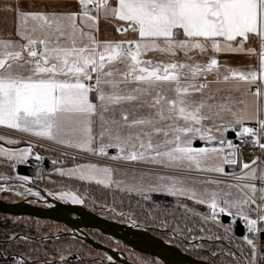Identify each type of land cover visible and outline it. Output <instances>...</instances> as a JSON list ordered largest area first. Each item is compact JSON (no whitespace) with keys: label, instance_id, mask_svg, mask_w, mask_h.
I'll return each mask as SVG.
<instances>
[{"label":"snow or ice","instance_id":"snow-or-ice-1","mask_svg":"<svg viewBox=\"0 0 264 264\" xmlns=\"http://www.w3.org/2000/svg\"><path fill=\"white\" fill-rule=\"evenodd\" d=\"M48 5L3 9L14 15L16 27L15 38L0 35V125L102 156L116 149L112 160L176 170L179 174L157 176L160 183L149 189L208 203L212 220L219 209L247 221L249 233L264 231L257 228L264 222V161L242 163L235 183L220 187L223 181L197 174H226L216 163L224 148L193 147L197 138L215 139L206 122L229 114L235 124L246 119L258 124L237 135L256 137L252 143L264 150V0H48ZM102 21L136 38L102 39ZM253 38L258 52L246 47ZM229 53L258 55V71L222 63L218 56ZM227 147L232 151L224 163L237 164V145L229 140ZM30 154V148L4 151L20 162ZM113 171L82 164L61 175L79 173L81 180L103 184L112 182ZM149 175L134 171L132 178L141 183L130 190H141ZM198 185L220 190L205 187L198 193ZM71 200L82 202L75 195ZM253 210L257 219L248 214ZM244 240L255 264L256 243Z\"/></svg>","mask_w":264,"mask_h":264},{"label":"rangeland","instance_id":"rangeland-1","mask_svg":"<svg viewBox=\"0 0 264 264\" xmlns=\"http://www.w3.org/2000/svg\"><path fill=\"white\" fill-rule=\"evenodd\" d=\"M258 51L259 49H257ZM149 58L161 59L158 53H150ZM200 59L203 60L204 58L201 57ZM220 60L222 63L226 62L227 65H232L242 71H258L259 69L258 55L226 54ZM249 99L251 100V97ZM249 116H251V110H249ZM253 123L256 122L246 119L241 125L242 128L252 127ZM237 125L229 114H224L222 119L217 118L214 122H206L205 128H211L210 134L215 137L211 142H220L223 139L226 141L225 144L196 146L197 141L209 142L197 138L193 141V147H223L224 151L216 163H219L226 171L228 163H224V158L227 156V152L231 150L227 147V141L230 140L227 134L229 130H234ZM262 140L264 142V137ZM40 143L19 144L18 142L14 143L13 139L0 137V198L7 201L24 200L41 205L49 199L72 202L71 195H75L82 201L79 204H83L90 210L110 219L128 224L142 225L146 221H150L162 223V227L173 226L174 230L163 234L168 240L176 242L184 250L216 264H250L252 249L244 240V237L247 236L255 241L258 249L255 264H264V240L261 237V232L249 233L246 231L243 236L237 235L235 220L239 217H232V221L226 223L222 220L225 213H219V209H217V219L212 220L210 217L213 210L208 203L198 204L196 200L188 199L186 196H171L167 192L149 189L148 185L160 183L156 180L157 176L179 174L176 170L158 165H137L122 160H112L111 156L116 154V149H107L108 156H102L98 153L93 154L73 147L57 148L47 143L43 145ZM232 143L234 144L233 141ZM96 147H99L98 142ZM29 148L31 154L23 162L29 159L39 161L44 157H49L59 162L60 166L55 169L52 168L47 176L40 179L29 177L27 180L21 179V177L26 176L19 175L11 170V167L22 162L15 156L9 159L8 156L4 155V151L18 153ZM82 164H96L98 167L112 168L114 170L112 182L105 180V183L100 184L97 183L96 179L81 180L79 173L61 175V171L67 172L69 169ZM139 169H144L150 175L145 177L141 190H130L133 185L139 186L141 183L138 178L136 180L132 178L134 171L138 176ZM125 172L128 174L125 175ZM197 175L203 177L199 173ZM102 178V176H97V179ZM228 184L231 183L223 181V185L220 187H225ZM205 187L208 191L220 190V187L216 185H198V193L203 192ZM233 191L235 192V189ZM64 193L69 195L61 198ZM183 205L187 206V210L182 207ZM220 206L224 205L221 203ZM231 211L235 213L236 209L232 208ZM245 211H248L247 207ZM248 214L250 215V212ZM205 217L209 218L205 219ZM0 220L1 224L9 229L7 231L8 236L0 239V242L20 244L22 248L19 252L25 260L42 259L52 262L77 257L78 262L84 260L86 264H111L116 261L111 254L97 250L83 239L76 237L72 229L63 223L12 215H9L8 219L0 217ZM258 228L264 229V223ZM88 233L101 243L120 251L123 257L126 256L137 264L161 263L159 259H153L151 256L140 258L137 251L112 236L90 230Z\"/></svg>","mask_w":264,"mask_h":264},{"label":"water","instance_id":"water-1","mask_svg":"<svg viewBox=\"0 0 264 264\" xmlns=\"http://www.w3.org/2000/svg\"><path fill=\"white\" fill-rule=\"evenodd\" d=\"M241 128L242 125L238 124L234 130L228 131L227 137L232 140L234 144L241 143V141L237 138V132L240 131ZM204 144L210 146L218 145L220 143H204L200 141L195 143L196 146ZM231 151L232 150H229L227 155ZM111 152H113V150H111ZM235 158L237 159V165L228 164L226 167L227 171H235L237 167L241 165V159L237 151ZM59 165V162L53 161L51 158L47 157L39 166L21 163L17 166V171L20 175L26 177L42 178L46 169L56 168L59 167ZM47 201L48 205H38L24 200L7 201L0 198V214L30 216L38 219L63 223L72 229L75 236L82 238L96 249L106 251L111 254L116 261L123 264L136 263L129 260L126 256L123 257L120 251L93 238L88 233V230H95L102 234L112 236L115 239L122 241L133 250H138L158 257L165 264H214L208 260L197 258L182 251L180 247L167 243L162 238L155 236L137 224H128L104 217L101 214L90 210L83 204L59 201L55 199H49ZM222 220L229 223L232 221V217L227 214H223ZM235 232L239 236H243L246 233L240 217L235 220ZM261 237L264 240V231L261 232Z\"/></svg>","mask_w":264,"mask_h":264},{"label":"crops","instance_id":"crops-1","mask_svg":"<svg viewBox=\"0 0 264 264\" xmlns=\"http://www.w3.org/2000/svg\"><path fill=\"white\" fill-rule=\"evenodd\" d=\"M16 5L19 4L21 7L25 9H40L48 5V0H0V35H7L9 33L13 34V38H15V17L13 14L9 12L3 11L6 5ZM63 7H70L71 5H62ZM14 27V28H13ZM100 36L102 39H112V40H132L136 38L135 33L128 32L125 34L118 33L115 30V26L113 23L101 22L100 24ZM246 47H252L259 49V41L253 38L249 43L246 44ZM238 53H229L228 55H236ZM226 54H220L218 56L219 59ZM229 66V65H228ZM229 67L234 68V66L230 65ZM254 124V123H253ZM0 137L10 138L14 140V143H40L43 145L44 143L50 144L57 148H71V146L67 144H61L57 141L48 140L46 137L36 136L32 133H26L19 131L17 129H10L6 126L0 125Z\"/></svg>","mask_w":264,"mask_h":264},{"label":"built area","instance_id":"built-area-1","mask_svg":"<svg viewBox=\"0 0 264 264\" xmlns=\"http://www.w3.org/2000/svg\"><path fill=\"white\" fill-rule=\"evenodd\" d=\"M258 124L254 123L252 125V128H257ZM263 137H261V143L263 142ZM237 138L241 141V143L237 144V153L240 156L241 164L250 162L251 159L255 157H260V161H263V150L259 148L258 145L252 143L253 140L256 139V137H251L249 135H245L244 137H239L237 135ZM259 163V162H258ZM237 165V164H236ZM260 167H264V164H260ZM226 174H217V173H199L203 177L212 178V179H219L230 183H235L234 175H240L242 173L241 165L237 167L235 171H225ZM234 174V175H233ZM256 183L259 185L260 181H256ZM258 203H260L258 201ZM253 209L255 206H252ZM250 218L251 219H257V212L255 210L250 212ZM242 223L244 225L245 231H247V225L245 224V220L242 219ZM264 222H258L257 228ZM262 232V231H260Z\"/></svg>","mask_w":264,"mask_h":264},{"label":"trees","instance_id":"trees-1","mask_svg":"<svg viewBox=\"0 0 264 264\" xmlns=\"http://www.w3.org/2000/svg\"><path fill=\"white\" fill-rule=\"evenodd\" d=\"M155 196L161 197L158 195H155ZM0 217H5L6 219H8L9 215L3 214V215H0ZM20 217H25V216H20ZM6 228L7 227H5L1 224V220H0V239L8 236L9 233L7 231L9 229H6ZM12 231H14V230H12ZM90 231H95V230H90ZM95 232H98V231H95ZM98 233H100V232H98ZM100 234H102V233H100ZM78 238H80V237H78ZM86 243H88V242H86ZM89 245H91V244H89ZM21 248H22V246L20 244H15V242H9V243L0 242V264H86V262L84 260L78 262L77 257L71 258V259H66L63 261L62 260L61 261L55 260L52 262H50L49 260L43 261L42 259H40V260L39 259L38 260H25V259H23V255L19 252ZM97 250H99V249H97ZM111 264H123V263L115 261L114 263H111Z\"/></svg>","mask_w":264,"mask_h":264},{"label":"flooded vegetation","instance_id":"flooded-vegetation-1","mask_svg":"<svg viewBox=\"0 0 264 264\" xmlns=\"http://www.w3.org/2000/svg\"><path fill=\"white\" fill-rule=\"evenodd\" d=\"M237 151V150H236ZM45 158H47V157H44L42 160H37V161H35V160H32V159H29L28 161H26V162H22V163H26V164H30V165H33V166H39V165H41L43 162H44V160H45ZM54 161V160H53ZM19 164H21V163H17V164H15V165H12V167H11V170H14V172H16V173H18V171H17V166L19 165ZM60 166V165H59ZM56 168H58V167H56ZM52 169V168H51ZM51 169H46L45 171H44V173H43V176H47L48 174H49V171L51 170ZM55 169V168H54ZM19 174V173H18ZM20 175V174H19ZM42 176V177H43ZM29 178H31V177H29ZM32 179H40V178H32ZM44 201V200H43ZM46 201V200H45ZM41 205H48V203H42ZM137 225H139L140 227H142L143 229H146L147 231H149L150 233H152V234H154L155 236H157V237H160V238H162L163 240H165L167 243H170V244H173V245H176V246H178V247H180L181 249H182V251H184V252H186V253H189V254H191V255H193V256H195V257H197V258H200V259H204V258H202V257H200V256H197V255H194L193 253H191V252H188V251H186V250H184L183 249V247L182 246H180L178 243H176V242H172V241H170V240H168L163 234L164 233H166L167 231L169 232H171L172 230H174L173 229V226H164V227H162L161 225H163L162 223H157V222H150V221H146V223H143L142 225H140V224H137ZM156 249V248H155ZM135 251H137L138 252V254H139V256H140V258L141 257H143V256H148V257H153V259H159L158 257H156V256H154V255H151V254H146V253H143V252H141V251H138V250H135ZM143 260H146V259H143ZM160 260V259H159ZM204 260H207V259H204ZM153 263H154V261L153 260H151ZM209 261V260H208ZM160 264H165L162 260H160ZM211 262V261H210ZM213 263V262H212ZM137 264V263H136ZM157 264V263H156ZM214 264H216V263H214Z\"/></svg>","mask_w":264,"mask_h":264},{"label":"bare ground","instance_id":"bare-ground-1","mask_svg":"<svg viewBox=\"0 0 264 264\" xmlns=\"http://www.w3.org/2000/svg\"><path fill=\"white\" fill-rule=\"evenodd\" d=\"M245 224L247 225V221H245Z\"/></svg>","mask_w":264,"mask_h":264}]
</instances>
